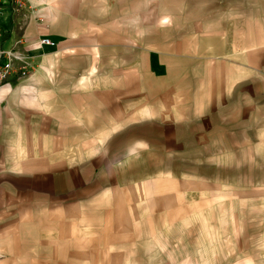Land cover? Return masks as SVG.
Masks as SVG:
<instances>
[{
    "label": "rangeland",
    "instance_id": "rangeland-1",
    "mask_svg": "<svg viewBox=\"0 0 264 264\" xmlns=\"http://www.w3.org/2000/svg\"><path fill=\"white\" fill-rule=\"evenodd\" d=\"M45 1L66 39L11 106L67 168L56 264H264V0Z\"/></svg>",
    "mask_w": 264,
    "mask_h": 264
},
{
    "label": "crops",
    "instance_id": "crops-1",
    "mask_svg": "<svg viewBox=\"0 0 264 264\" xmlns=\"http://www.w3.org/2000/svg\"><path fill=\"white\" fill-rule=\"evenodd\" d=\"M60 17V11L45 0H0L1 46L24 57L32 72L44 57L57 53L65 41V35L55 28ZM256 20L263 26L254 37L256 43L246 51L244 70L256 71L254 66L264 65V52H261L264 50V13L255 16ZM42 39H50L54 46L41 45ZM18 76L15 70L0 82V264H23L27 257L25 249L34 242L40 246L41 240L45 241L44 247L53 246L42 262L56 264L57 257L67 253V243H64L67 234H58L55 203L51 207L47 202L54 201L55 194L63 191L62 208H67V168L56 169L61 167L58 164L61 160L50 158L47 153L40 154L30 146L25 149L22 143L16 142L15 137L19 133L23 135L24 130L19 128L22 115L11 106L16 83L21 82Z\"/></svg>",
    "mask_w": 264,
    "mask_h": 264
},
{
    "label": "built area",
    "instance_id": "built-area-1",
    "mask_svg": "<svg viewBox=\"0 0 264 264\" xmlns=\"http://www.w3.org/2000/svg\"><path fill=\"white\" fill-rule=\"evenodd\" d=\"M3 37V30L0 25V82H2L7 76H9L13 71L19 73L18 81L27 77L31 72L30 66L25 61V58L20 56L14 50L5 49L1 46V41ZM41 45L54 46V43L50 39H42L40 41ZM15 62H19V66H14Z\"/></svg>",
    "mask_w": 264,
    "mask_h": 264
}]
</instances>
